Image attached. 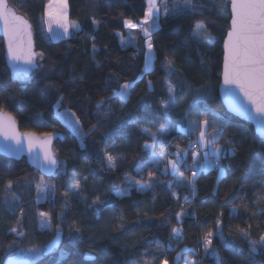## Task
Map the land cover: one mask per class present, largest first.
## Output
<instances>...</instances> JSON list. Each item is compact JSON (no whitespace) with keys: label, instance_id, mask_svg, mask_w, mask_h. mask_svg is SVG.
<instances>
[{"label":"trees","instance_id":"16d2710c","mask_svg":"<svg viewBox=\"0 0 264 264\" xmlns=\"http://www.w3.org/2000/svg\"><path fill=\"white\" fill-rule=\"evenodd\" d=\"M7 2L28 20L35 51L44 52L45 57L43 71L35 72L28 79L12 76L0 38V111L13 117L22 133L41 137L47 133L61 135L62 139L55 141L53 149L63 167L55 177L46 179L25 160L15 162L0 156V193L12 180L13 193L20 198L12 211L0 203V264L17 253L43 249L58 230L63 234L60 249L34 264H133L141 258L148 264H163L165 259L173 264L181 248L195 251L196 256L188 254L186 257L197 264H217L214 260H202V236L208 231H217L216 220L221 212L224 215L220 228L226 239L221 241L215 235L211 251L219 254L223 264H249V244L241 238L237 226L252 224L251 239L258 240L259 235L264 234V213L258 218L252 217L253 212L264 207L256 203L257 197L264 195V142L257 138L249 124L229 115L218 97L221 45L229 29V14L221 15L222 0H197L203 7L196 15L162 14L159 28L153 33V66L147 72L144 71L143 38L139 39L137 49L121 44V39L128 35L124 21L138 23L146 7L145 0H68V19L80 27L70 39L59 42H52L45 30L48 0ZM168 3L171 12L173 2L168 0ZM93 18L96 25L92 23ZM198 21L214 37L210 50L198 48L193 42L192 32ZM166 59L174 61L175 75L161 66ZM117 77L120 83L134 81L128 100L114 98L110 107L98 108V100L112 95ZM166 79L183 90L171 113L179 127L187 128L188 121L207 118L223 127L225 139L219 141L220 146L235 148L237 154L220 161L225 175L219 182L218 170L199 173L191 202L185 203L183 195L172 196L176 181L170 177H156L163 182L156 183L150 191L139 192L132 188L117 196L115 193L122 192L128 180L135 184L147 179L146 170L142 176L135 171L145 157L143 145L152 143L140 129L156 132L166 123L163 113V105L168 101ZM148 81L152 82L150 91ZM48 84L53 87L45 88ZM61 97L63 100L58 103ZM194 98L198 103L189 108ZM66 110L79 118L84 134L98 121L104 127L85 135L82 146L56 116V112ZM132 116L137 118V123L130 122ZM198 135L194 130L179 131L177 125L172 124L165 150L174 153L177 145L188 147ZM155 150L158 152L156 145ZM106 152L115 158V171L103 170ZM187 161H192L191 153ZM190 172L185 167L179 169V173L189 178ZM38 180L52 186L54 197L38 204L31 195L32 200L27 198L30 208L22 185L27 181L35 184ZM167 181H172L173 188L167 186ZM77 184L81 195L65 196ZM97 195L107 199L110 207H88ZM236 206H239L238 215L230 216V210ZM182 210L188 215L177 221L176 213ZM40 213L48 214L49 231L38 229L36 217ZM257 224L261 225L260 229L256 228ZM13 227L22 235L10 232ZM75 227L81 230L80 238L70 239L68 233ZM173 227H182L177 251L171 250ZM86 254L94 260L85 261ZM254 259L257 264H264V254L259 250Z\"/></svg>","mask_w":264,"mask_h":264},{"label":"snow or ice","instance_id":"6c2138e0","mask_svg":"<svg viewBox=\"0 0 264 264\" xmlns=\"http://www.w3.org/2000/svg\"><path fill=\"white\" fill-rule=\"evenodd\" d=\"M60 10L56 16V23L63 29L65 36L69 35V29H75L79 31L78 24H68L67 23V0H58ZM145 10L143 16L138 23H132L131 21L125 20L124 27L130 30L129 40L121 39V44L130 43L136 39L135 35H132L131 30L137 29L142 33V38L144 41L145 51L143 52V57L145 60V69H147L151 61L155 58V43L153 41V33L159 28V19L161 12L165 16H180V15H196L198 9L203 7V5L197 3V0H174L171 6V12L169 11L168 0H145ZM227 7V0H222L220 5L223 11ZM49 17L53 16L51 11L47 12ZM230 20L231 25L227 30V37L224 39V71H223V82L226 86L235 85L240 93H242L244 99L248 102L247 105L239 98H236L238 106L248 111L251 118L256 120L257 123L264 128V0H230ZM0 22L3 24L4 36L7 42V59L12 63V68L14 73L17 74L18 78L27 79L30 74H35V72L43 71V59L45 57L44 52H35L32 48L31 41V31L30 26L26 23L24 19L20 16L15 15L8 7L7 0H0ZM93 25L97 24L95 18L92 21ZM52 20L48 21L49 32H52ZM27 37L25 41L24 37ZM193 42L198 48H204L206 51L211 49L214 41V37L210 32L207 31L204 24L197 22L194 31L192 32ZM93 53L96 51V45H92ZM170 74L175 75V63L173 60L166 59L161 65ZM82 79V77H81ZM139 79V77H138ZM109 82H112V78L109 77ZM168 94V101L163 105V113L166 118V123L162 125L156 132H153L148 128H141L140 131L148 136L152 143L149 144L145 142L143 145L145 157H142V162L139 163L135 169L137 173L141 176L145 170H148V178L141 181H137L135 184L131 183L130 180L127 181V187L122 190V192H116L115 195L119 196L124 193L129 192L132 188H135L139 192L150 191L154 185L158 182L156 179V172L158 171L160 175L171 174L177 177V182L175 188L177 191L172 192V196L178 198V191L180 189L191 186L190 195H185L184 200L187 202L190 200V196H195L196 194V178L198 174L208 168H217L219 175L217 176V182H219L225 175L224 168L220 166V161L228 156H235V148H224L219 144L220 140L225 139L224 130L222 126H218L209 119L205 118L200 121L190 120L188 121L187 128H180L179 122L173 119L171 113L176 109L177 96L183 94V90H178V85L173 84L170 79H166ZM115 88L113 89L112 95L107 97H102L97 101V107L102 108L104 106L110 107V102L114 98H120L126 100L129 98L130 90L133 88L134 81H125L123 83L119 82V78H116ZM45 88H52L53 85L48 84L44 86ZM149 91L152 89V82L148 81ZM231 91V89H228ZM204 99V97H201ZM63 97L60 98L58 103H61ZM198 103L194 98L192 104L188 107L193 108L195 104ZM248 105L252 107L249 108ZM254 109V111H253ZM185 115H188V110L185 109ZM66 121L79 133L81 137V145L83 146V138L85 135H92L93 133L99 132L101 127H104L100 121L96 124L91 125L88 129V133L84 134L80 127V121L75 114L72 113L68 115L67 110L63 114ZM131 123H137V118L132 116L130 119ZM176 124L177 130L179 131H198L199 135L196 140L190 141L189 146L182 148L180 145L176 146V151L174 153H169L164 150L165 139L170 134V125ZM210 129V131H209ZM46 136H51V133L45 134ZM0 137H3L4 143L0 145L7 152L19 153L24 150V138L20 137L16 133L15 121L10 116L5 117L0 115ZM230 137L228 140L230 141ZM14 142V144L12 143ZM159 143L161 151L159 153L155 150V145ZM33 139L28 137L27 139V149L31 153L33 149ZM264 147V145H262ZM191 153L192 164L188 165L185 157ZM174 157V158H170ZM36 160L39 166L47 171L52 172L55 169L62 168L63 164L59 161L50 151L45 150L43 156L41 157L39 153L36 154ZM162 165V167H161ZM185 167L192 171V176L186 183L183 174L179 173V169ZM117 168L115 158L109 154L105 153V167L104 171L109 170L115 171ZM150 169H155L152 171ZM127 175V174H126ZM87 180V177L84 178ZM13 186V181L9 180L5 186V191H10ZM167 186L171 189L173 188L172 181H167ZM38 192L45 191V185L43 181L37 184ZM216 191V189H213ZM81 188L77 184L69 189V192L65 193V196L79 197L81 195ZM45 195L47 193L45 192ZM15 196L12 197L14 201ZM155 199V197H153ZM257 204H264V195H259L256 200ZM110 207L107 199H101L100 196H95L91 204L88 207L93 206ZM4 206L8 210H14L12 205L6 199L4 201ZM247 211V208H245ZM239 212V206L233 207L230 210V216H237ZM260 213H264V207H260L256 212L252 213V217L258 218ZM23 209H21V216H23ZM41 217H47V213H40ZM188 213L183 210L176 213L177 221H181L187 216ZM224 213L221 212L216 220L217 231L214 233L208 231L202 236L204 254L215 256L217 264H223V259L219 256L215 250L209 251L213 243V237L215 235L219 236L221 241H225V236L223 234L220 225L222 224V217ZM44 227L47 226V221L43 223ZM252 224H246L243 227L237 226V231L239 232L242 239L248 241V259L249 264H257L254 259V254L259 250L261 254H264V234L259 235L257 239H251L252 235ZM257 229L261 228L260 224L256 225ZM10 232L22 235L18 233L17 228L13 227L9 230ZM81 230L79 227L71 229L68 233L70 239H79ZM59 235V230H58ZM182 235V227H173L171 229V238L178 239ZM15 243V241H13ZM12 245H9L11 248ZM184 251V250H182ZM30 253H36L37 249L33 248L29 250ZM181 253H177V259H181ZM7 264V262H5ZM133 264H148L143 258L133 262ZM163 264H168L167 259L163 261ZM185 264H197L195 260L185 261Z\"/></svg>","mask_w":264,"mask_h":264},{"label":"water","instance_id":"95a60500","mask_svg":"<svg viewBox=\"0 0 264 264\" xmlns=\"http://www.w3.org/2000/svg\"><path fill=\"white\" fill-rule=\"evenodd\" d=\"M8 4V2H7ZM228 12H229V28L231 25V20H230V0H228ZM9 9L17 16H20L22 19H24L26 21V23L30 26V31H31V41H32V48L33 51H35V43H34V37H33V32H32V28L30 23L28 22V20L23 17L22 15L18 14L12 7L9 6ZM227 37V33L225 38ZM0 38L3 40L4 43V47H5V61H6V65L10 71V73L12 74V76H17L16 73H14L13 68H12V63L7 59V42H6V37L4 36V31H3V24L2 22H0ZM224 38V39H225ZM25 41L27 40V37H24ZM221 49H222V67H221V74H220V85L218 87V97L222 103V106L224 107L225 111L231 115L232 117L249 124L253 130L255 135L257 136V138L259 140H261L262 142H264V128H262L256 120L252 119L249 112L245 111L243 109H241L237 102H236V98H239L240 101H243L244 104L247 105V101L244 99L242 93H240L239 89L235 86V85H231V86H226L223 82V71H224V40L222 42L221 45ZM36 52V51H35ZM32 74L29 75V77ZM28 79V78H27ZM228 89H231V91H229ZM249 108H251V105H248ZM254 111V109H253ZM0 115H3L5 117H8L10 115L0 111ZM11 117V116H10ZM13 118V117H11ZM15 121V120H14ZM15 129H16V133L18 136L24 138V150L16 153V152H7L5 151L2 147H0V156L8 159V160H12L15 162H20L22 160H25L27 165L34 170L37 174H39L40 176H42L43 178L46 179H50L55 177L59 171L61 170V168L55 169L53 170L51 173L47 172L45 170H43L40 166L39 163L36 160V154L39 153L40 156L42 157L45 150L50 151L51 154H53L56 158V154L54 153V143L56 140L58 139H62V136L59 134H53L51 136H45V137H41V136H37L34 134H26V133H22L20 132V130L18 129V126L15 122ZM28 137H31L33 139V149L32 152L30 153L27 149V139ZM4 143H6V141H4L3 137H0V145H3ZM14 144V142H12ZM58 159V158H57ZM63 239V234L61 231H59V235L58 232L55 234L54 238L42 249V257H49L52 256L53 254H55L61 247L62 245V240ZM184 250V251H182ZM26 252V251H25ZM25 252H20L17 253L9 258H7L3 264H5V262H7V264H32L31 261H29L26 258V254ZM181 253V259H177V253ZM188 254H193L194 256L197 255V253L193 250L187 249V248H181L179 249L174 258H173V264H181L183 261V258L185 256H187ZM255 255V254H254ZM85 261L91 262L94 260V258L89 255L86 254L84 257Z\"/></svg>","mask_w":264,"mask_h":264},{"label":"rangeland","instance_id":"374dc122","mask_svg":"<svg viewBox=\"0 0 264 264\" xmlns=\"http://www.w3.org/2000/svg\"><path fill=\"white\" fill-rule=\"evenodd\" d=\"M172 2L174 3V0H172ZM228 7H229V5H228V0H227V7H226V9H224L223 11L220 9L222 16H226L227 14H229ZM162 14H163V12H161V16H162ZM127 30H128V35H127V38L125 39L126 41L130 39V37H129V32L130 31H129L128 28H127ZM131 32H132V35H135L136 36V39L134 41H131L130 43L124 44V46H130V47H133V48L137 49V47H138V41L142 37V33H140L137 29H133V30H131ZM58 41L59 40H57V42ZM143 47H144V41H143ZM144 50H146L145 47H144ZM152 66H153V60L151 61L149 67L147 69H145V60H144V71L145 72L150 71L152 69ZM120 100H122V99H120ZM127 100H128V98L126 100H122V101H127ZM65 112L66 111L56 112V116L74 133V135L77 137L78 141L81 143V137H80L79 133L66 121V119H65V117L63 115ZM67 113H68V115H71L72 114L69 111H67ZM189 132H192V131H189ZM156 148H157V151H158L157 153H159L161 151V149L159 147V143L158 142L156 144ZM164 150H165V142H164ZM170 158H174V157H170ZM187 159H188V155L185 157V160H186V162H187L188 165H191L192 164V161L189 163L187 161ZM161 167H162V165H161ZM150 170L156 171L155 169H150ZM186 170H188V169H186ZM212 170H218V169L217 168H208V169H205V170H203L201 172H209V171H212ZM146 171L148 172V170H146ZM190 176H192V171L190 172ZM156 177H162V178L163 177H170V179H173V180H175L177 182V177H174L171 174H168V175L164 176V175H160V173L157 171L156 172ZM147 178H148V175H147ZM183 178H184L185 182L187 183L191 177L189 178V177L183 175ZM41 181H43V180H40V181L38 180L35 184H33L32 181L24 182V184L22 185V192L24 193V196H25L26 199L27 198L29 200H32L33 199V201L35 203H38V204H43L45 202H49V201L53 200L54 191L52 190V186H50L46 182L43 181V183L45 185V191L38 192V190H37V184L40 183ZM176 182L174 183V188H175ZM175 191H177L176 188H175ZM45 192L47 193V195H45ZM190 192H191V186L189 185V187L180 189L178 191V196L183 195L182 200H184V196L185 195H189ZM31 195L33 196L32 199L30 198ZM13 196L16 197V199L14 201L12 200V197ZM119 196H121V195H119ZM6 199L9 201V203L12 205L13 208H16L17 205L20 203L19 196L15 195L13 193V188H11L10 191H3V192L0 193V203H3L4 204V201ZM28 199H27V202L29 203V206L31 208L32 206H31V203H30V201ZM190 200H192V197L191 196H190ZM189 201H187V202H189ZM184 202L187 203L185 200H184ZM36 220H37V223H38V229H40L42 232L49 231V229H50V222H49V217L48 216L47 217H41V215L39 214L38 217H36ZM45 221H47V226L46 227L42 226ZM180 241H181V237H179L178 239H173L172 245H171V250L172 251H177L178 250V244L180 243ZM202 248H203L202 249V260L210 259V260H214L215 262H217L215 256L205 255L204 254V252H205L204 246H202ZM209 251L211 252V249H209ZM25 254H26V258L29 261H31L32 264H34L35 262H37L38 260H40L42 258V255H43L42 254V249H37V252L36 253H30L29 251H26ZM189 260H191L189 257H185L183 259V261H182L181 264H185V261H189Z\"/></svg>","mask_w":264,"mask_h":264},{"label":"crops","instance_id":"0c3cea01","mask_svg":"<svg viewBox=\"0 0 264 264\" xmlns=\"http://www.w3.org/2000/svg\"><path fill=\"white\" fill-rule=\"evenodd\" d=\"M60 7L61 6L59 5L58 0H48V4H47V6L45 8L44 26H45V30H46L50 40L53 41V42H57V40H59V41L68 40V39L71 38V36L74 33L78 32L75 29L70 28L69 29L70 34L67 35V36L64 35L63 29L59 26V24L56 23V16H57V14H58V12L60 10ZM48 11H51L53 13L52 17H49L47 15ZM50 19L52 20V25H51L52 29H53L52 32H49V29H48V21ZM67 23L70 24V25L74 24V23L70 22V20L68 19V0H67Z\"/></svg>","mask_w":264,"mask_h":264},{"label":"flooded vegetation","instance_id":"af4514ba","mask_svg":"<svg viewBox=\"0 0 264 264\" xmlns=\"http://www.w3.org/2000/svg\"><path fill=\"white\" fill-rule=\"evenodd\" d=\"M185 257H186V256H185ZM185 257H184V258H185ZM184 258H183V259H184Z\"/></svg>","mask_w":264,"mask_h":264}]
</instances>
